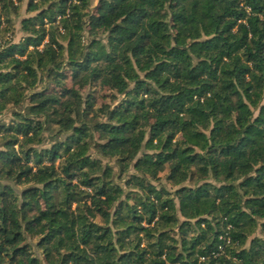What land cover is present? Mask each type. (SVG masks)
Wrapping results in <instances>:
<instances>
[{
	"label": "trees",
	"instance_id": "obj_1",
	"mask_svg": "<svg viewBox=\"0 0 264 264\" xmlns=\"http://www.w3.org/2000/svg\"><path fill=\"white\" fill-rule=\"evenodd\" d=\"M24 2L0 264H264V0Z\"/></svg>",
	"mask_w": 264,
	"mask_h": 264
},
{
	"label": "rangeland",
	"instance_id": "obj_2",
	"mask_svg": "<svg viewBox=\"0 0 264 264\" xmlns=\"http://www.w3.org/2000/svg\"><path fill=\"white\" fill-rule=\"evenodd\" d=\"M27 1L25 0V2L22 5L21 11H20V15L16 18L15 23H14V35L15 41H18L21 37H22V32H21V21L23 18L27 17V13H26V8H27ZM69 86H71V82L69 81ZM0 120L4 121V122H10L11 121V114L5 113L4 115L0 116ZM0 149H1V145H0Z\"/></svg>",
	"mask_w": 264,
	"mask_h": 264
}]
</instances>
